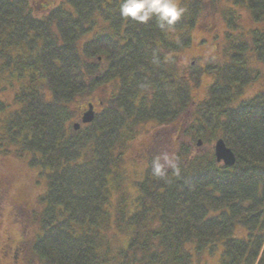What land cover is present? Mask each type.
I'll return each mask as SVG.
<instances>
[{"label": "trees", "instance_id": "trees-1", "mask_svg": "<svg viewBox=\"0 0 264 264\" xmlns=\"http://www.w3.org/2000/svg\"><path fill=\"white\" fill-rule=\"evenodd\" d=\"M37 2L0 0V82H18L0 101V151L29 156L46 185L30 264H264V92L240 97L255 79L250 55L264 62V31L225 35L229 60L205 68L214 79L195 105L200 74H179L175 60L217 12L228 27L235 7L264 23V0H178L186 12L170 31L122 18L120 0ZM106 85L92 121L74 130L86 108L76 101ZM191 105L193 140L223 138L234 165L181 144L163 178L151 176L152 156L131 178L128 143Z\"/></svg>", "mask_w": 264, "mask_h": 264}, {"label": "rangeland", "instance_id": "rangeland-1", "mask_svg": "<svg viewBox=\"0 0 264 264\" xmlns=\"http://www.w3.org/2000/svg\"><path fill=\"white\" fill-rule=\"evenodd\" d=\"M54 1L56 0H39L37 3L39 5L41 2L50 4ZM223 3L230 5L224 1ZM235 9L237 11L236 27H228L223 16L217 12L214 16L203 19L201 24L197 23L191 33V44L181 52L175 53L176 69L179 74L188 77L192 74L195 76L200 74L197 84H192L190 89L193 105L206 100L209 95L208 88L213 82L214 75L206 72L205 68L215 64L221 65L229 60L230 52H226L230 48L227 34L230 35L233 42L237 43V40L250 41L254 30L264 31V23L255 24L247 10L239 7H235ZM190 62L193 64L190 65ZM249 66L253 70L255 79L242 91L241 98H249L259 92H264V62L257 61L250 55ZM189 67H192L191 70ZM0 86L6 87V89H0V101L11 102L18 82L12 80L11 87L0 82ZM110 92H112V87L106 85L94 93L79 98L75 104L85 108L88 102H92L97 110L105 102V98L109 96ZM193 105L179 120L177 119L171 124L145 123L142 126L140 132L128 143L123 155L131 171L129 172L131 178L135 174L133 169L141 171L146 165L148 157H155L163 153L173 155L181 144L188 145L192 150H213L216 138L212 140L211 144H203L201 138L193 140L196 136L197 126L194 121ZM197 140L201 141L199 146H197ZM28 160L29 156L15 157L0 151V238L9 234L18 241L23 236L26 241V256L28 254L31 260V243L39 228L37 215L43 209V203L39 201V197L44 193L46 185L40 168L30 165ZM195 264H219V257L218 255H205L199 263Z\"/></svg>", "mask_w": 264, "mask_h": 264}, {"label": "clouds", "instance_id": "clouds-1", "mask_svg": "<svg viewBox=\"0 0 264 264\" xmlns=\"http://www.w3.org/2000/svg\"><path fill=\"white\" fill-rule=\"evenodd\" d=\"M185 12L178 0H120L119 4L122 18L138 24L155 19L161 31L173 30ZM150 167L151 176L163 178L168 169H176V163L174 157L163 153L152 158Z\"/></svg>", "mask_w": 264, "mask_h": 264}, {"label": "flooded vegetation", "instance_id": "flooded-vegetation-1", "mask_svg": "<svg viewBox=\"0 0 264 264\" xmlns=\"http://www.w3.org/2000/svg\"><path fill=\"white\" fill-rule=\"evenodd\" d=\"M190 64L193 63L190 62ZM93 109L94 113H96L97 110L95 105H93ZM77 116H80V113ZM26 251V241L23 236H21V239L18 241L14 240L9 234L0 238V264H30V256L28 254L26 256ZM32 255L33 254H31V256Z\"/></svg>", "mask_w": 264, "mask_h": 264}, {"label": "water", "instance_id": "water-1", "mask_svg": "<svg viewBox=\"0 0 264 264\" xmlns=\"http://www.w3.org/2000/svg\"><path fill=\"white\" fill-rule=\"evenodd\" d=\"M94 117V110H93V105L91 103H88V108L84 112L81 113V123H89L92 121ZM80 123L75 122L73 124V129L77 130L79 128ZM223 138H217L214 140L213 144V154L215 157V160L218 163H221L223 166L230 167L234 165L235 163V154L233 150H231L230 147H228L225 143ZM201 144V141L198 140L197 145L199 146Z\"/></svg>", "mask_w": 264, "mask_h": 264}]
</instances>
